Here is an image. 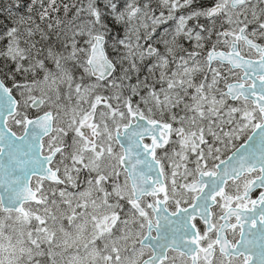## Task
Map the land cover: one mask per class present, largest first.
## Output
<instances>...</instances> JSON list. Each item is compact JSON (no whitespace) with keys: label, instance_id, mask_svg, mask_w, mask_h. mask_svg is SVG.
<instances>
[{"label":"snow or ice","instance_id":"snow-or-ice-1","mask_svg":"<svg viewBox=\"0 0 264 264\" xmlns=\"http://www.w3.org/2000/svg\"><path fill=\"white\" fill-rule=\"evenodd\" d=\"M0 264H264V0H0Z\"/></svg>","mask_w":264,"mask_h":264}]
</instances>
